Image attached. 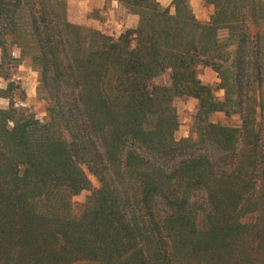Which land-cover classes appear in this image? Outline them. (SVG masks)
Instances as JSON below:
<instances>
[{
	"label": "trees",
	"instance_id": "1",
	"mask_svg": "<svg viewBox=\"0 0 264 264\" xmlns=\"http://www.w3.org/2000/svg\"><path fill=\"white\" fill-rule=\"evenodd\" d=\"M110 1L139 17L116 38L65 0H0V264H264V0H204L207 22L192 0ZM13 49L39 70L43 122L15 100ZM178 98L198 101L180 140Z\"/></svg>",
	"mask_w": 264,
	"mask_h": 264
},
{
	"label": "rangeland",
	"instance_id": "2",
	"mask_svg": "<svg viewBox=\"0 0 264 264\" xmlns=\"http://www.w3.org/2000/svg\"><path fill=\"white\" fill-rule=\"evenodd\" d=\"M67 3L68 20L76 25L86 28L100 30L113 37H119L122 32L129 28H135L138 24L139 17L128 12L117 1L110 0H65ZM117 2V3H115ZM162 7H172V0H158ZM191 7L196 17L207 22L213 12L212 7L205 4L204 0H192ZM1 58V50H0ZM13 58L9 72V81H14L18 88L15 92V100L18 104L26 107L42 122L46 120L47 102L43 97H40L37 92L39 85V70L34 66L32 59L29 56H22L21 50L13 49ZM198 76L203 84L211 86L215 90V95L218 99L223 100L224 91L219 90V79L217 74L210 68L199 67ZM162 85H170L169 75H162L158 81ZM6 80L0 77V86L6 87ZM21 92L25 93V101H20ZM22 98V97H21ZM9 101L5 98H0V108H7ZM174 106L178 112L179 129L176 132V139H184L191 136L193 123L198 109V101L194 98H178L174 102ZM210 121L228 126H239L240 118L237 115L227 116L224 113H216L210 117ZM91 180V188L85 190L73 198L74 213L79 215L83 205L92 195L93 191L99 188L97 179L89 175Z\"/></svg>",
	"mask_w": 264,
	"mask_h": 264
},
{
	"label": "crops",
	"instance_id": "3",
	"mask_svg": "<svg viewBox=\"0 0 264 264\" xmlns=\"http://www.w3.org/2000/svg\"><path fill=\"white\" fill-rule=\"evenodd\" d=\"M115 3H117V2H115Z\"/></svg>",
	"mask_w": 264,
	"mask_h": 264
}]
</instances>
